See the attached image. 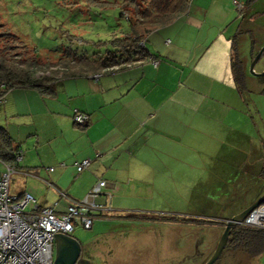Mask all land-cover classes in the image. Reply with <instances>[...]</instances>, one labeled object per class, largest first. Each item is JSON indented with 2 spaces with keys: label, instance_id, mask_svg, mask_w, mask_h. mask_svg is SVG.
Wrapping results in <instances>:
<instances>
[{
  "label": "crops",
  "instance_id": "1",
  "mask_svg": "<svg viewBox=\"0 0 264 264\" xmlns=\"http://www.w3.org/2000/svg\"><path fill=\"white\" fill-rule=\"evenodd\" d=\"M233 2L248 10L252 4L231 0L237 17ZM209 14L193 8L148 34L144 62L55 80L51 95L7 92L0 101V123L8 125L20 151L12 173L20 181L14 196L29 195L32 212L52 208L59 214L66 202L57 191L78 201L101 180L106 186L98 201L109 197L103 219L123 224L134 213L148 211L125 209L127 198L165 189L163 181L173 177L192 148L206 154L188 160L197 164L208 157L221 165L208 170L227 173L222 185L232 193L254 188L250 203L263 194L264 142L252 143V118L246 116L230 68L231 40L244 22H236L231 10L219 17ZM74 111L87 117L83 126L72 123ZM225 144L230 150L222 152ZM248 147L252 157L246 155ZM85 159L89 166L77 174L74 164Z\"/></svg>",
  "mask_w": 264,
  "mask_h": 264
},
{
  "label": "rangeland",
  "instance_id": "2",
  "mask_svg": "<svg viewBox=\"0 0 264 264\" xmlns=\"http://www.w3.org/2000/svg\"><path fill=\"white\" fill-rule=\"evenodd\" d=\"M211 1L189 0L188 12L199 8L219 17L231 10L236 22H244L245 31H238L236 36L238 58L245 73L244 82H238V86L244 97L246 116L252 118V143L255 139V144L259 139L264 142L263 85L261 78L248 72L250 46L255 55L264 45V13H259L264 10L261 9L264 0H254L241 17H237L230 5L231 0ZM102 6L93 5L89 0H0V49L11 45L10 54L15 59L31 56L41 68L57 65L72 71L66 60L70 59L72 63L71 60L78 56H104L103 46H93L86 41L94 44L108 40L111 34L118 36L127 30V22L119 17L117 7L109 5L102 9ZM143 41L146 50L148 43L145 38ZM252 70L255 74L264 71V52ZM0 124L6 131L8 125ZM6 132L12 134L8 129ZM9 138L15 146L13 139ZM225 147L222 152L230 150L228 145ZM247 150L246 155L252 157L253 150ZM190 152V155H184L187 160L173 169V177L163 181L165 189L128 197L129 201L124 202L125 209H146L148 213L144 210L134 213L123 224L104 220L106 214H103L92 221L89 230H83L78 223L71 221L72 232L69 235L81 244L83 257L89 259L90 264H198L196 254L206 256L213 252L222 221L250 204L254 188L245 192L237 189L232 193L222 185L227 181V173L218 172L221 174L218 176L208 170L221 165L212 163L208 157L200 158L197 164L188 160L189 157L206 154V150L192 148ZM214 152L224 156L217 149ZM247 166L248 169L254 167ZM17 179V175L9 177L7 191L10 196H14L20 186ZM100 198L97 203L107 204L109 197L106 200L102 198V202L98 201ZM31 205H27L24 212H29ZM231 255L233 257L224 251L213 264H264V242L259 256L251 260L241 253Z\"/></svg>",
  "mask_w": 264,
  "mask_h": 264
},
{
  "label": "trees",
  "instance_id": "3",
  "mask_svg": "<svg viewBox=\"0 0 264 264\" xmlns=\"http://www.w3.org/2000/svg\"><path fill=\"white\" fill-rule=\"evenodd\" d=\"M93 5L117 7L119 17L127 22V30L118 36L111 34L105 41L87 44L103 46L104 56L87 58L78 56L71 60H66L72 71L61 68L57 65L41 68L38 63L30 57L13 58L10 54V47L0 49V101L5 94L13 89L34 90L40 95H51L54 92L55 80L93 75L100 72L123 70L132 63L146 61L148 54L144 50L143 43L145 36L151 32L173 23L178 18L186 14L189 0H89ZM254 0H246L248 6ZM102 6V9L105 8ZM245 10L238 11L239 17ZM243 33L245 28L239 27L235 37L231 40L230 68L235 88L238 93L241 91L238 82H244V68L238 58L236 49V36ZM252 43V42H251ZM12 48V47H11ZM253 49L250 46V58L253 56ZM256 53V52H255ZM49 65V64H48ZM64 67V66H63ZM38 74V76H36ZM260 82L263 85L261 93L264 94V75ZM18 150L12 145V140L7 132L0 126V163L15 166V156ZM259 178L264 182V159L262 158V169ZM257 198V197H256ZM239 212V211H237ZM236 212V213H237ZM235 214V213H234ZM264 242V231L260 229L238 226L230 232L227 239V248L237 254H243L246 258L253 259L259 256Z\"/></svg>",
  "mask_w": 264,
  "mask_h": 264
},
{
  "label": "built area",
  "instance_id": "4",
  "mask_svg": "<svg viewBox=\"0 0 264 264\" xmlns=\"http://www.w3.org/2000/svg\"><path fill=\"white\" fill-rule=\"evenodd\" d=\"M237 11L242 5L233 2ZM143 45L142 42L139 44ZM72 123L83 126L87 117L74 111ZM20 160V151L16 152L14 162ZM0 170V264H52L53 243L56 234L69 235L72 224L78 223L83 230H89L92 221L108 212L106 203L99 204L96 200L101 197L104 181H96L81 200H73L63 192L57 191L58 197L66 202L65 212L56 214L52 208H42L37 212H24L32 198L23 194L21 197L8 194V181L13 166L1 164ZM62 167L63 164H60ZM76 173L79 174L89 166L85 159L75 163ZM49 171H52L49 169ZM108 199L105 198V200ZM264 203L251 212L242 222V226L264 231Z\"/></svg>",
  "mask_w": 264,
  "mask_h": 264
},
{
  "label": "water",
  "instance_id": "5",
  "mask_svg": "<svg viewBox=\"0 0 264 264\" xmlns=\"http://www.w3.org/2000/svg\"><path fill=\"white\" fill-rule=\"evenodd\" d=\"M264 52V45L256 52L252 57L248 66V72L255 77H262L264 71L259 74L253 72V66L258 61L261 54ZM264 159V155H263ZM264 203V193L257 197L252 203L241 209L238 213L232 215L229 219L224 222V227L216 243V246L212 254L204 260L201 264H213L220 256L224 246L226 245L227 239L230 232L237 226L241 225L243 220L255 210L258 206ZM52 264H90L87 259L81 257L80 243L74 238L56 234L54 236L53 243V263Z\"/></svg>",
  "mask_w": 264,
  "mask_h": 264
},
{
  "label": "flooded vegetation",
  "instance_id": "6",
  "mask_svg": "<svg viewBox=\"0 0 264 264\" xmlns=\"http://www.w3.org/2000/svg\"><path fill=\"white\" fill-rule=\"evenodd\" d=\"M254 56V55H253ZM252 56V57H253ZM252 57L250 58V60L252 59ZM256 78H258V77H256ZM241 211V210H240ZM238 213V212H237ZM236 214V213H235ZM229 219V218H228ZM227 220V218L224 220V221H226ZM224 221H222V223H221V226H220V232H222V229H223V227H224ZM210 226H215L214 224H210ZM238 227V226H237ZM219 232V233H220ZM221 234V233H220ZM226 245H227V242H226ZM224 246V248H223V250H222V252H221V254L224 252V251H227V253H229V256L230 257H233L232 255H231V253L232 254H235L234 252H230L231 250L229 249V248H227V246ZM215 248V247H214ZM82 246H81V244H80V253H81V257L82 258H84L83 257V252H82ZM212 254V252L210 253V254H208V255H206V256H202V254H196L197 255V259H198V261H199V263L198 264H201L204 260H206L210 255ZM220 254V255H221ZM85 259V258H84ZM88 261H89V259H88Z\"/></svg>",
  "mask_w": 264,
  "mask_h": 264
},
{
  "label": "bare ground",
  "instance_id": "7",
  "mask_svg": "<svg viewBox=\"0 0 264 264\" xmlns=\"http://www.w3.org/2000/svg\"><path fill=\"white\" fill-rule=\"evenodd\" d=\"M264 209L261 210V213H263Z\"/></svg>",
  "mask_w": 264,
  "mask_h": 264
}]
</instances>
